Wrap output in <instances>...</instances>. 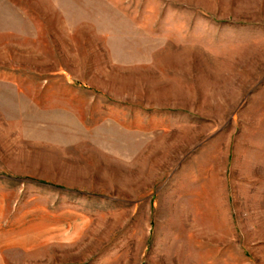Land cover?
Wrapping results in <instances>:
<instances>
[{
	"label": "rangeland",
	"instance_id": "rangeland-1",
	"mask_svg": "<svg viewBox=\"0 0 264 264\" xmlns=\"http://www.w3.org/2000/svg\"><path fill=\"white\" fill-rule=\"evenodd\" d=\"M0 195L72 264H264V0H0Z\"/></svg>",
	"mask_w": 264,
	"mask_h": 264
},
{
	"label": "crops",
	"instance_id": "crops-1",
	"mask_svg": "<svg viewBox=\"0 0 264 264\" xmlns=\"http://www.w3.org/2000/svg\"><path fill=\"white\" fill-rule=\"evenodd\" d=\"M0 195V264H72L71 230L63 214L50 209L12 213ZM62 221H59L61 220Z\"/></svg>",
	"mask_w": 264,
	"mask_h": 264
}]
</instances>
